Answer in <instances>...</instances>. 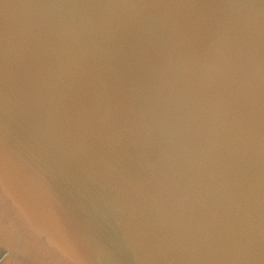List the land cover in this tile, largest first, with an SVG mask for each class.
Listing matches in <instances>:
<instances>
[{
    "label": "water",
    "instance_id": "water-1",
    "mask_svg": "<svg viewBox=\"0 0 264 264\" xmlns=\"http://www.w3.org/2000/svg\"><path fill=\"white\" fill-rule=\"evenodd\" d=\"M0 264H264V0H0Z\"/></svg>",
    "mask_w": 264,
    "mask_h": 264
}]
</instances>
